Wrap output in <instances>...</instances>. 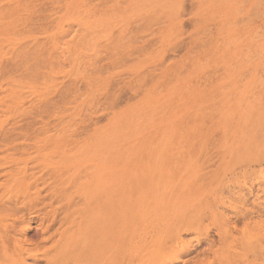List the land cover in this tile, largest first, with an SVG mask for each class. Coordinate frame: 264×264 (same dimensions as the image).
I'll use <instances>...</instances> for the list:
<instances>
[{
	"label": "rangeland",
	"instance_id": "1",
	"mask_svg": "<svg viewBox=\"0 0 264 264\" xmlns=\"http://www.w3.org/2000/svg\"><path fill=\"white\" fill-rule=\"evenodd\" d=\"M73 226L117 264H264V0H0V261Z\"/></svg>",
	"mask_w": 264,
	"mask_h": 264
},
{
	"label": "bare ground",
	"instance_id": "2",
	"mask_svg": "<svg viewBox=\"0 0 264 264\" xmlns=\"http://www.w3.org/2000/svg\"><path fill=\"white\" fill-rule=\"evenodd\" d=\"M253 174L254 173H252L250 175L252 176ZM245 179H246V177L243 178V180H245ZM236 185L239 186V184H236ZM243 185L245 186V181L243 182ZM243 185H241V186H243ZM256 199H258V197ZM243 203L244 202H242V204ZM164 209H167V208L164 207L163 210ZM170 209H172V208H170ZM250 210L257 217L260 215L261 212L263 213V211L261 210V205H260L259 202L258 203L257 202L253 203L252 207H250ZM158 211L160 213V210H158ZM162 212H163V214L165 213L164 211H161V214H162ZM168 212L170 213V211H168ZM171 212H173V211L171 210ZM175 212H177V211L174 210V213ZM154 214L155 215H153L154 216L153 219H155L156 223L158 221H159V223L161 221L165 222L164 220H162L164 215L161 216L162 218H159L161 214L158 215L159 217L157 216V212H154ZM170 214L172 215V217L171 216L168 217V213H167L166 217H168L169 219L167 218L166 220H169V221H168V223L165 222L167 224V226L170 225V230L168 232L166 231L167 233L165 234L164 229L166 230V228H164V229L160 228V229L163 230L164 233H163V235L162 234H159V235L163 236V237H160L162 239L165 238L166 240L168 239L170 241L175 240V242H176L179 239V234L177 233L178 232V227H179V225H182V222H184L183 221L184 219H185V223L184 224L188 225L189 228L194 229L195 225H194V222H192L191 220H189L187 218H183L184 216L183 217L179 216L178 214H180V213L177 214L178 217L175 216L176 214L175 215L172 214V213H170ZM173 216H175V217H173ZM70 221H71V223H74V219H71ZM163 222L160 223V224L164 225ZM256 224L257 223H255V225ZM138 226H139V223H136V224H134L131 227L133 232H136L140 228V227L138 228ZM167 228H169V227H167ZM134 229L136 231H134ZM140 230L141 229H139V231ZM152 236H154V235H152ZM154 237H152V239ZM157 237H159V236H157ZM57 240H58V242L53 247L54 251H53L52 248L47 250V254L52 258V261H51L50 259H48L46 257L48 262H49V264H54V263H58V264H77V263H80V262L82 263V261H85L86 264H117L118 263L117 252H116L117 250L116 249L112 250L114 236L108 237L106 242H104V241H102L101 243L92 242L93 239L90 236L87 235V230L84 231L79 226H77V227L73 226L72 228H67V232H65L63 235H60V237ZM155 240H156V238H155ZM160 240L161 239H159L158 243H160ZM145 242H148V241H145ZM156 246H157V243H156ZM149 247L150 246H148V248ZM129 248L130 247H128V249ZM151 248H153V247H151ZM27 249H29V248H27ZM144 250H141L140 247H138L134 251H132V249H131V264H135L134 262L136 260H137V264H138V262H140V264H167V263L171 264L173 262L172 261V255L170 254L169 250H167V249L163 250L162 248L157 247V248H155V251L150 252L149 255H148V253L142 254L141 251H144ZM109 252H111L110 255H108ZM126 253L129 254V252H127V251H126ZM8 259H11L10 255H8ZM0 264H5V262L4 261H0Z\"/></svg>",
	"mask_w": 264,
	"mask_h": 264
}]
</instances>
